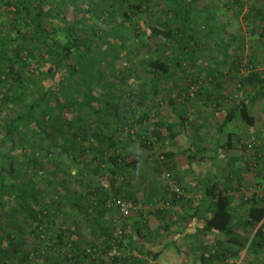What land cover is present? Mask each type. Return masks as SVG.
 Here are the masks:
<instances>
[{"label":"rangeland","instance_id":"1","mask_svg":"<svg viewBox=\"0 0 264 264\" xmlns=\"http://www.w3.org/2000/svg\"><path fill=\"white\" fill-rule=\"evenodd\" d=\"M54 1L52 3L56 4V8L59 7L60 14L69 19L70 4L62 0ZM128 1L133 3L139 0ZM168 1L143 0L142 7L131 13L122 0H91L92 7L100 15L96 36L91 39L88 48L89 56L96 60L89 59L83 66L81 59L78 65V74L74 77V81H78L74 95L80 98L82 104L71 103L74 113L69 115V118L72 116L74 130L79 134V148H68L69 154L59 155V147H49L35 155L39 160L36 168L34 163L23 157V149L10 153L6 151L9 148L8 141L0 144V152L19 157L28 172L36 174L34 181L37 187L45 190L48 188L42 198L33 203L36 209L49 204L48 200L56 194L55 185L48 186L43 180L47 170L55 174V178L65 180L68 194L73 195L81 207L62 208L64 212L56 219L59 225L54 228L61 226L63 244L57 246L53 234L33 231L32 226L37 224L36 221L30 227L27 225L26 214L22 209H8L5 204L1 206L0 222H7L11 217L18 219L20 230L16 232V237L24 239L16 245L20 252L10 258L9 264H51L52 260V264H264V251L258 255L246 248L238 251V246L226 242L220 233L205 230L200 221H191L181 216L194 212L197 198L202 194L201 188L194 187L193 190L189 183L197 172H207L212 178H218L222 169L230 170V166H237L238 159L231 165L226 163L216 168L214 162H218V159L219 163H223V157L219 156L215 161H206L200 166L202 169L196 170L194 159H188L187 149L190 144L195 148L194 141L190 140L205 129L202 122L216 126L223 118L228 102H238L242 96H251L257 91L258 85L244 79L253 69L264 70V24L245 16L249 15L247 12L250 4H261L263 0H242L244 4L241 6L230 0H200L193 21L187 27L182 26L180 19L168 11ZM124 11L131 18V23L124 18ZM1 17H4V13L0 14ZM42 19L46 24L52 23L55 26L67 23L66 20L61 23L55 17L54 10L50 15L44 14ZM158 24L164 29H172L175 37L167 39L153 35L150 29L145 31ZM260 33L263 35L260 36ZM76 34L86 40L85 32L78 31ZM59 39L64 40V37ZM150 57L166 62L171 70L167 78L159 73L158 91L153 95L148 94L152 71L143 63ZM100 58L104 59L103 62L97 63ZM39 63L34 62L32 67H37ZM87 85H91V92L95 96L92 104L100 105L97 114L93 106L87 103ZM65 92L61 91L60 95ZM145 94L146 99L140 101L139 95ZM28 97L32 98L31 95ZM106 100L110 103L106 104ZM249 110L254 117L252 127H247L235 117L224 128H232L235 134L233 145H237L230 151L235 155L237 151L242 152L246 164L243 172L247 178H242L238 184L218 186L215 192L235 195L233 203L236 210L232 226L250 239L261 222L252 227L245 224V203L250 197L257 204H264V98L256 101ZM74 115L77 117L75 120ZM181 117H184L186 128L184 133L178 132L177 138L167 139L165 128L161 129L163 138L157 140L153 136L152 131L157 130L156 120L166 123L175 120L176 125ZM4 118L2 114L0 127ZM79 127L88 132L84 134L79 131ZM93 130H102L101 134L115 140V147H109L103 137L101 140L95 139L98 150L86 149L89 144L83 140V136H88ZM175 130L179 131L178 125ZM67 133L58 139L59 144L65 147L69 146L66 140H70L65 138ZM141 138L150 142L151 147L143 146ZM207 147L210 154L211 147ZM165 151H172L173 164H179V169H161L160 164H165L167 160L161 155ZM124 152L137 155L139 163L119 169L114 176L117 181L109 187L104 179L112 168L109 158ZM74 154L78 156L77 159ZM80 161L85 162L86 166H82ZM187 162H190L188 168L185 164ZM159 165L163 172L159 171ZM62 169H67L69 174L63 176ZM178 170L184 174L185 181L179 178ZM0 176L9 184L16 179L6 172ZM200 179L204 180L202 177ZM170 180L179 186L181 193L178 196L171 191ZM100 193H106L105 202L97 200ZM3 194L7 199L8 195ZM113 198L131 201L132 208L126 217L117 216L111 206ZM212 202L213 198L209 196L204 206L209 207ZM156 208H174V213L179 214L181 228L171 232L172 236L159 234V229H156L159 222L155 217ZM262 222L264 224V219ZM118 230L122 231L116 248L118 254H111L112 239ZM133 233L140 234L145 241V247L141 250H137L139 246ZM217 242L219 244L216 246ZM162 244H167L166 247L171 251V260L158 261L157 257L152 259L146 255L156 252ZM173 244L178 251H175ZM22 250L28 253L24 258ZM214 250H225V253L219 257L209 256ZM78 253L84 255L75 261ZM201 255L204 262L200 259ZM63 256L70 258L69 262H64Z\"/></svg>","mask_w":264,"mask_h":264},{"label":"trees","instance_id":"2","mask_svg":"<svg viewBox=\"0 0 264 264\" xmlns=\"http://www.w3.org/2000/svg\"><path fill=\"white\" fill-rule=\"evenodd\" d=\"M53 1L0 0V14L4 13V17L0 18V117H2V114L5 115L0 127V144L8 141L9 148L6 151L10 153L16 149H23V157H26L28 162L34 163L36 168H38L39 160L35 155L40 152L42 153L49 147H59V155L62 153L69 154L70 149L68 148L75 150L79 148L77 142L79 134L74 130L72 116L69 118V115L74 113L71 108V103L82 104L80 98L74 95L75 86L78 83V81H74V77L78 74V65L81 64V59L83 66L89 59L96 60L89 56L88 48H90L89 42L96 36L100 15L96 8L92 7L91 0H62L70 4L68 5L71 12L69 19H65L60 14L59 7L56 8V4L53 5L52 3ZM122 1L125 2L127 9L131 13H135L143 5V0L133 3L128 0ZM199 1L169 0L167 4L169 6L168 11L180 19L182 26L187 27L188 23L193 21L196 5ZM230 2L240 6L244 4L242 0H230ZM250 5L247 12L249 15L245 17L248 19L253 17L258 22L264 24V0L261 4L254 3ZM53 10L55 17L61 23H65V20L67 23L61 26H55L52 23L46 24L42 18L44 14L50 15ZM48 11L50 13L46 14ZM123 14L124 18L131 23V18L126 11ZM147 29H150V32L156 36L167 39L173 38V36L175 37L172 29H164L159 24L146 28L145 31ZM103 30L101 27V31ZM78 31L87 34L86 40L77 36L76 33ZM261 35L263 34L260 33ZM59 37H64V40H60ZM103 60V58H100L97 60V63L103 62ZM38 61L40 63L37 64V67H32L34 62ZM41 63L43 64L41 65ZM143 63L152 71V84L148 94H156L160 81L159 73H161L163 78H167L171 72L170 67L166 62L157 57L147 58ZM244 80L248 83L258 85V89L253 95L242 96L238 99V102H233V106L217 126V134L221 133L226 123L235 117H238L249 128L254 125V117L250 113L248 106L252 107L256 101L264 98V70L253 69L245 75ZM85 90L87 103L93 106L94 111H96L95 114H97L100 111V105L94 106L92 104L95 96L91 92V85H87ZM61 91H66L67 93L65 92L61 96ZM29 95L32 96L31 99H28ZM145 97H147L146 94L145 96L139 95L138 99L143 101L146 99ZM105 103L109 104L110 102L106 100ZM181 121H184L183 117H181ZM155 124L157 130H153L152 133L157 140L164 136L161 132L162 128L167 130L168 137H176L179 132L174 129L173 124L170 122L166 123L156 120ZM80 130L84 134L88 132L82 127H79ZM65 132H68V136H65V138H70V140H66L69 143L68 147L60 145V142H58V139ZM101 133H103L102 130H93V132H89L88 136H83V140L85 139L89 144L86 149L98 150V147H95V139L101 140L103 137L108 141L109 147H115L116 141ZM140 141L146 148L151 147L150 142L145 139L141 138ZM227 141L229 144L230 137H228ZM197 142L198 144L201 142L199 136H197ZM216 142L217 153L222 145L220 140L217 139ZM198 150L202 151L200 145L198 146ZM193 156H195L193 152L188 153V159L191 160ZM74 157L77 159L78 156L74 154ZM109 159L111 160L112 168L104 176L109 187L117 181L114 176H116L119 169H123L126 166H136L139 163V157L137 155L131 153L126 154V152L117 154ZM80 164L84 167L86 166L85 162L80 161ZM2 172H6V174L16 179L9 184L0 176V211L2 210L1 206L4 207V204L8 209H22L26 214L25 218L27 219L25 221L29 227L33 221H36L37 224L39 222L38 226H36L37 224L32 226L33 231L36 230L37 232H44L45 234H53L56 237V245L63 244L61 243L63 238L61 226L57 229L54 228L57 225L56 219L58 215L64 212L62 209L64 207L81 209L74 196L68 194L65 180H59L58 177L55 178L56 175L47 170L43 175V180L48 186L55 185L56 194L48 200L49 204H44L36 209L33 203L36 200L38 201L39 198L41 199L43 193H46L48 189L45 190L37 187L38 185L34 181L36 174L29 173L19 157L14 154L8 156L5 152H0V174ZM62 173L63 176L69 174L67 169H62ZM215 187L211 185L206 189L208 194L213 198V202L211 207L206 208L202 213V228L220 233L226 242L236 244L239 248L238 251L246 248L255 255L262 253L264 251V224L261 223L259 225L250 239L235 230L231 223L234 210H236L233 203L235 195L215 192ZM59 190L62 192H59ZM3 192L8 195L7 199L4 197ZM105 194L100 193L97 200L105 202ZM247 200L245 203L247 215L245 224L252 227L264 219V204L259 205L250 197ZM114 210L117 213V210ZM155 213V217L158 220L159 216L165 219L164 227L169 231L168 226L170 225V220L169 218L166 219V217L170 215L166 214L165 209L160 210L159 208L155 209ZM18 221L15 217H11L7 222H0L2 225L0 229V264H9L10 258L20 252L16 249V245L20 241H24V239L22 240L16 237V232L20 230L19 226H17L20 224ZM6 223L8 224L5 225ZM139 235L133 233L139 247L144 248V240ZM124 237L125 233H123ZM218 244L219 242L216 243V246ZM51 249L55 250L53 247ZM174 249L178 251L177 248ZM216 251L218 250L210 252L209 256L215 257L225 253V250H219L220 252ZM21 252L23 258L28 254L25 250ZM83 255L84 253L75 255V261ZM146 255L152 259H156L159 252L156 251L153 254L148 253ZM62 259L64 262H69L70 260L67 256H63ZM200 259L203 262L205 261L202 255Z\"/></svg>","mask_w":264,"mask_h":264},{"label":"crops","instance_id":"3","mask_svg":"<svg viewBox=\"0 0 264 264\" xmlns=\"http://www.w3.org/2000/svg\"><path fill=\"white\" fill-rule=\"evenodd\" d=\"M232 106H233L232 101L228 102L225 105V110H226L225 114L229 111V109ZM248 108L250 109V106H248ZM225 114H223V118H224ZM223 118L221 119V121L223 120ZM167 122L172 123L174 126V129H175V126L178 125L179 132L180 131L182 133L185 132L186 122L185 121L182 122L181 118H180V122L176 125H175V120H169ZM220 122L216 126L213 125L212 123L202 122V126L205 127V129L202 130L201 132H199V135L193 136V139L190 140L191 142L194 141L193 144H195V148H193V146L190 144V146H188V149H187L189 152H193V154L195 155L192 157V159H194L193 164H194V168H197L196 170L202 169L203 167H200V166L203 165V163H205L206 161L207 162L212 161V160L215 161V159L218 158L219 156L223 157V163H219L220 159H218V162H214L216 168H218V166L221 167L222 164H226V163H230V165H231L232 162H234L235 160L238 159V163H237L236 167L232 168L230 166L229 167V169L231 168L230 170H226V169L223 170L222 168H220V169H222V171L220 172V175L218 178H216V176L212 178L210 175H208L207 172L204 173V172L199 171V172H197V174H195V176H193L194 177L193 180L189 181L190 186H192L193 190H194V187H196L195 189L201 188L202 194L197 198L198 204L194 208V212L181 214V216H182V218H188L191 221L198 220V221H200L201 226H203L202 222H201V217H202L203 211H205L206 208L208 209L209 207H211V206H209V207L204 206L205 203L209 200V196H210L208 194V191H206L208 186L214 185V186H216L215 187V190H216V188L218 186L219 187H227V186L232 185V184H238L242 181V178H244V177L247 178L246 174H244L245 172H243V171H245V169H243V167L246 168V164L243 162L245 159H244L243 154H241L242 152L237 151V154L235 155V154L231 153L232 151H230L232 148H234L237 145V143L235 145H233L234 141H236V140H234L233 136L235 134L232 132V128L224 129L226 126L225 125L221 133H218V134L216 133V128L220 124ZM178 134H177V136H178ZM177 136L174 138H177ZM197 136H199L201 139V142L199 144L197 142ZM228 137H230L229 144L227 143ZM167 139H169L168 136H167ZM217 139L220 140V143L222 146L220 147L219 151L216 153V150H217V147H216L217 142L216 141H217ZM199 145L202 147V151L198 150ZM207 146L211 147L210 154L207 152V148H208ZM161 155H163L165 158H167V160H165L166 162L164 161L165 164L164 163L160 164L162 167L159 165V171H162L161 169H164V168H166V169H168V171H170V169H172V167L179 169V164H176V163L173 164L174 159L172 161V158H173L172 151L162 152ZM189 163L190 162L185 163L187 168L189 167ZM160 167H161V169H160ZM242 172H243V174H242ZM178 176L180 179H182V182L185 181L184 180V174H180L179 170H178ZM200 177L204 178V180H201ZM233 202H235V200ZM165 211H166L167 215H170L169 217L168 216L166 217V219L169 218V220H170L169 221L170 225L168 226L169 231H167L165 229V227H164V225H165L164 220L165 219L161 218V216H159V222L157 224L156 229H159V234H165L166 233L167 236H169L171 234V232L175 231L176 229L179 230L181 228V223L179 222V214L174 213V208L172 210L167 208V209H165ZM187 227H189V224L187 225ZM170 236H172V235H170ZM171 242L172 241H170L169 243H171ZM164 243H166V242H164ZM144 244H145V241H144ZM166 245L167 244H162V246L157 250V252H159V255L157 256L158 261L160 259H161V261H162V259L164 261L172 259L171 258L172 253L166 247ZM233 245L237 246L236 244H233ZM138 246H139V244H138ZM173 246H174V244H173ZM173 248H175V246ZM138 249L141 250L142 248L138 247ZM175 251H176V249H175Z\"/></svg>","mask_w":264,"mask_h":264},{"label":"built area","instance_id":"4","mask_svg":"<svg viewBox=\"0 0 264 264\" xmlns=\"http://www.w3.org/2000/svg\"><path fill=\"white\" fill-rule=\"evenodd\" d=\"M169 185H170V189L171 191L176 195L178 196L180 193H181V190L179 188V186L174 182V180H170L169 181ZM112 207H114V209L117 210V216L118 217H126L131 208H132V203L130 200L128 199H122V198H115L113 201H112ZM261 223H263L261 221ZM120 239H121V230H118L116 233H115V236L114 238L112 239V250H111V254L113 253H116L118 254L116 248L118 246V244L120 243Z\"/></svg>","mask_w":264,"mask_h":264}]
</instances>
